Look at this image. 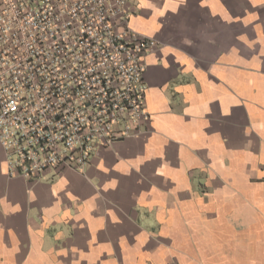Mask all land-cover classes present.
Here are the masks:
<instances>
[{
  "label": "crops",
  "instance_id": "crops-1",
  "mask_svg": "<svg viewBox=\"0 0 264 264\" xmlns=\"http://www.w3.org/2000/svg\"><path fill=\"white\" fill-rule=\"evenodd\" d=\"M127 8L149 119L37 181L0 148V264H264V0Z\"/></svg>",
  "mask_w": 264,
  "mask_h": 264
},
{
  "label": "built area",
  "instance_id": "built-area-1",
  "mask_svg": "<svg viewBox=\"0 0 264 264\" xmlns=\"http://www.w3.org/2000/svg\"><path fill=\"white\" fill-rule=\"evenodd\" d=\"M127 0H0V148L9 176L82 171L145 124V58Z\"/></svg>",
  "mask_w": 264,
  "mask_h": 264
}]
</instances>
